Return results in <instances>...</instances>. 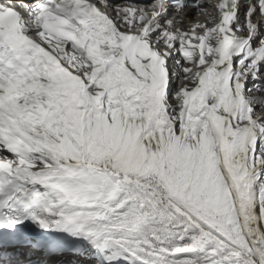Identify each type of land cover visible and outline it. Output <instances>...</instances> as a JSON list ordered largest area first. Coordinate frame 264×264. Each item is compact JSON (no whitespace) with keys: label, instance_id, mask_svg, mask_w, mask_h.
Here are the masks:
<instances>
[{"label":"snow or ice","instance_id":"snow-or-ice-1","mask_svg":"<svg viewBox=\"0 0 264 264\" xmlns=\"http://www.w3.org/2000/svg\"><path fill=\"white\" fill-rule=\"evenodd\" d=\"M22 7L0 2V264H264V0Z\"/></svg>","mask_w":264,"mask_h":264}]
</instances>
